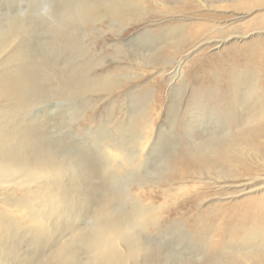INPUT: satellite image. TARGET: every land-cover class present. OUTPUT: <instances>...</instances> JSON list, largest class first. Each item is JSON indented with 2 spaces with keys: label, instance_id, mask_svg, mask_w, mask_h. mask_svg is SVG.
<instances>
[{
  "label": "bare ground",
  "instance_id": "bare-ground-1",
  "mask_svg": "<svg viewBox=\"0 0 264 264\" xmlns=\"http://www.w3.org/2000/svg\"><path fill=\"white\" fill-rule=\"evenodd\" d=\"M140 1L55 0L49 5L50 19L43 13L0 15V264H264V224L259 223L250 229L233 225L222 241L214 231L217 239L198 231L203 252L174 255L165 243L146 235H161L166 225L179 231L166 218V205L142 203L139 193L116 181L120 171L127 178L141 175L134 178L141 192L150 196L146 188L157 186L167 197L186 169L214 174L226 183L264 179V71L255 69H264L263 39L244 47L247 56L239 59L243 68L236 60L229 74L213 77V85L200 86L192 95L195 109L211 111L214 131L200 141L187 138L173 146L174 153L154 162L147 176L140 171L146 168L142 157L147 142L142 140L152 120L144 88L135 93L138 98L131 95L127 121L118 122L117 134L104 136L95 150L78 146L72 153L71 142L51 135L52 128L79 126L94 95L109 96L122 84L114 73L95 74L106 55L99 56L92 43L79 37L84 25L95 33L96 22L107 20L124 29L141 15ZM200 29L171 27L162 41L168 48H159L156 60L165 65L168 49H183ZM123 48L117 51L131 55ZM182 63L166 70L170 79L180 77ZM58 98L66 103L48 117H30L33 108ZM24 118L28 123L22 125ZM104 132L98 130L101 136ZM107 150L112 160L104 158ZM134 166L137 170L127 173ZM243 192L247 188L231 195Z\"/></svg>",
  "mask_w": 264,
  "mask_h": 264
},
{
  "label": "rangeland",
  "instance_id": "rangeland-1",
  "mask_svg": "<svg viewBox=\"0 0 264 264\" xmlns=\"http://www.w3.org/2000/svg\"><path fill=\"white\" fill-rule=\"evenodd\" d=\"M154 1L141 0V15L135 17V21L124 29L117 28V25L110 26L107 20L96 22L95 33L89 30L91 25H84L85 30L79 37L92 43V50L99 56L106 55L103 65L97 67L95 74L105 77L114 73V79H120L122 84L109 96H93L94 104L92 108L86 109L85 120L80 127L76 126L73 130L70 127L51 129V135L72 143V153L76 152L78 146L95 150L93 146L99 144L104 136L113 137L117 134L116 127L122 125L118 122L127 121L125 109L130 105L131 95L134 99L138 98L140 94L135 93L144 88L148 92L144 100L150 103L148 108L152 120L142 140L147 142L142 157L147 169L141 168L140 171L146 176L148 169L154 170V162L165 158L168 151L174 153L173 146L183 143L187 138L200 141L214 131L213 117L209 115L211 111L207 108L195 109L191 102L192 95L200 86L213 85V77L222 78L223 75L229 74L236 66L235 61L247 56L244 48L246 45L264 40V23L259 21L264 18V0H165L167 3ZM54 4L55 0H0V15L8 18L13 13L23 16L43 13L45 18L50 19L48 13L50 6ZM176 25H188L192 30H196L200 25L201 29L196 38L183 49L169 48V57L163 66L161 60H156L160 54L158 49L167 46L162 42L164 35ZM223 26L226 32L221 33L219 29ZM38 31L42 32L41 29ZM117 48H123L131 55H124L118 52ZM250 59L254 61L253 58ZM0 60L4 62V55ZM178 61L183 62L182 70L180 77L174 81L166 70ZM239 61L243 63V68L244 62ZM6 65L7 62L3 63L2 67L5 68ZM253 66L249 65L251 68ZM255 69L264 71L262 67ZM124 75L130 78L126 79ZM262 85L264 86L263 81ZM65 103L61 98L52 99L33 108L29 115L37 118L48 117V113L55 110L56 106ZM3 107L6 110L9 108ZM27 119L24 118L22 125L28 123ZM99 129L105 131L103 136L98 133ZM137 134H143V131ZM262 143L264 144V141ZM262 147L264 149V145ZM111 153L107 150L104 158L112 160V157H108ZM117 155L120 157V153ZM116 167L114 164L112 169ZM133 169L137 170V166L128 167L126 171L129 173V170ZM118 174L120 176L116 179L117 184L123 186L127 183L131 192L139 193L142 203L152 201L166 205L165 216L174 222L172 224L178 226L179 231H171L173 226L166 225L168 228L161 235H146L152 238V241L165 243L174 255L202 253L203 242L196 236L198 231L204 234L214 231L222 241L224 233L233 225L250 229L257 223L264 224V179L254 180L247 185H243L248 181L246 179L226 183L219 181L214 174L200 175L186 169L180 173V178L184 179H177L171 186L169 191L173 193L170 196H163L160 187H147L146 190H149L152 198L144 191L141 192L134 181L135 177L141 175L127 178L125 171ZM243 188H247V192L238 196L231 195ZM7 194L12 195L10 192ZM210 235L217 239L213 233Z\"/></svg>",
  "mask_w": 264,
  "mask_h": 264
}]
</instances>
